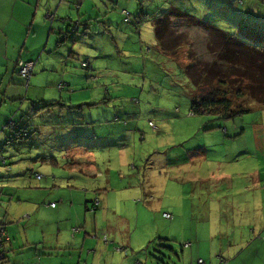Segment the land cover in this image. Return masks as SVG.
I'll return each mask as SVG.
<instances>
[{
	"label": "rangeland",
	"instance_id": "374dc122",
	"mask_svg": "<svg viewBox=\"0 0 264 264\" xmlns=\"http://www.w3.org/2000/svg\"><path fill=\"white\" fill-rule=\"evenodd\" d=\"M134 1L139 4L137 7L120 6V11L122 9L129 10L135 16L141 12L140 9L145 13V16L148 15L147 20L142 24L141 34L146 40L144 46L146 49L151 47V52L154 50L152 40L156 41L155 20L174 9L186 15L188 13L202 23V26H193L189 24L190 21L184 23L179 18H173L176 22L186 24L178 27L175 25L172 29L179 35V37L177 36L178 40L190 43L192 51H199L197 54L204 52L202 45L210 40L207 37L204 23L206 26L212 27L210 28L212 37H215L214 28H217L224 32L222 33L223 38L230 35L251 45H256L257 42L261 43L264 39L263 27L256 26L255 29H251V33H248L247 26L242 24L251 15L258 17L254 23L264 24V19L260 20L262 15L257 14L264 0ZM157 12L158 15H156ZM243 12H250L249 16L246 17L245 14H242ZM96 18L99 23L95 21ZM114 18L111 24L105 25L100 23L102 18L100 13H97L87 23L89 25L88 35L76 36V42L82 43L81 49L84 47L100 51L103 54L101 60L105 61L108 66L107 71L96 70L93 72V70L89 71L83 68L81 66L83 54L81 53L76 61L69 60L70 62L68 59L66 61L68 50L55 55L57 62L61 61V58H65L55 69L58 75H64V81L61 80L60 83L68 82L65 76L69 71H76L85 76L87 84L85 95L87 97L98 96V99L102 100V104L85 106L80 113L70 109H65L62 112L59 106L53 110V105L45 106V103L50 101L53 96L62 95L64 96L63 101L67 102L69 99L65 95H73L83 89L73 87L74 92L65 91L60 94L56 87L57 84H54L55 91L52 86L49 88L40 87L37 90L38 93L33 95L38 68H36L28 87L25 79L21 76L24 80L22 83L23 96L26 97L30 86L31 90L23 109L20 107L17 111L19 113L14 118L17 123L32 125L35 134L31 139L23 142L27 146L21 148L19 145L23 143H15L4 147L5 151L2 154L10 163L12 160L15 162L17 160L18 162L24 161L25 168L20 174H26V186L39 189L48 188V190H40L38 194L39 206L42 207L41 212H44L42 217L47 226L52 225L53 227V232L48 238L52 240L57 238V224L60 223L54 222L53 212L47 210L52 209L51 206H48L49 203L56 202V191L47 183V175L53 174V171L50 170L55 167L49 162L50 156H60L61 153L66 155L64 147L71 145L74 137L81 136L85 139L82 140L83 143L87 144L90 142L91 136L90 133L85 134L82 124L65 125L61 120L76 115L85 117L90 122L117 112L127 114L123 118L132 120L130 127L133 131L128 134L125 142L120 143L116 149H110L111 154L107 152L104 159L100 160L101 164L99 165L103 169L104 177L98 176L96 179L113 180L112 186L116 183L114 186V188L118 187L116 195L119 194L117 196L123 200V214L120 210L118 215L106 213L103 211L105 207L101 204L96 213L86 212V226H84V221L82 222L83 216L81 221L73 223V227H84L91 235L94 232L106 231L110 240L120 246L126 242H128L127 246H130L129 240L134 235L132 243H144V247L149 252L148 256L160 258V253L167 255L163 248L166 249L165 246L169 244L166 240L168 236H171L174 244L179 245L181 242L175 238L177 235L175 229L171 234L165 233L166 225L176 224L179 234L183 237L188 236L192 228L196 226H213L222 229L226 234H232L234 236L232 244L238 246L239 251H241L239 245L245 243L249 245L247 255H261L264 251V105L258 102L250 103V112L235 115L234 118L221 119L210 114L202 116L205 117L204 119L197 116L195 121L181 120L180 118L193 117L187 116V114H191L189 112L192 110L193 98L195 99L196 95L199 94L205 99H210V91H212L211 87L193 90L191 81L181 69L186 67L184 65L188 62L187 57L192 52L188 48H183L180 54L177 52V54H170L172 56L166 60L154 61L152 74H150L149 70H145V67L149 69L148 62L150 60L147 59L146 51L132 50L127 53V48H122L121 44H117L114 39L117 31L127 34L132 31L136 32V29L132 24L125 23L120 14ZM84 21H86L85 17ZM138 40V36H132L129 48H132ZM66 49L67 47L64 45L63 50ZM88 57L92 62L96 59L93 55ZM201 58L213 60L216 55L213 58L210 56ZM39 64L37 65L39 66ZM91 74L97 77L95 81L90 79ZM249 81H242L234 93L238 94L243 91L246 94ZM92 90H95L96 93L92 94ZM190 92L193 98L188 96ZM253 93L257 94L255 91ZM231 99L234 100L233 104L239 103V107L242 106L243 99L237 97L236 94L231 96ZM51 119L57 120L56 123H47ZM78 119L80 120V118ZM86 120L85 122H88ZM149 121H153L156 127H160V131H154L149 126ZM200 125L203 127L209 125L211 133L205 135L203 132L199 136L195 135L193 130ZM225 129L233 131L227 134ZM142 135L145 136L144 139L141 137ZM38 137H40L39 141H37ZM58 138L61 144L55 147ZM184 138L185 140H183ZM104 142V146L115 145V142L111 140H104ZM97 152L98 157L101 156V152ZM2 154H0V158ZM56 159L60 162V158ZM110 159L113 160V165L109 162ZM132 163L135 164L136 169L130 167ZM63 167L60 164L59 170L62 171ZM15 168L12 164V169L15 170ZM108 169L112 170L111 174L108 173ZM37 174L42 175L43 179L39 180L36 177ZM55 174L58 175L56 172ZM121 177L123 178L121 179ZM148 180L152 181L150 183L155 186L157 191L154 195L156 206L151 208V213L142 212L138 217V205H148L145 199L147 192L145 187L149 183ZM87 188L90 190V187ZM105 188L95 192L96 189H93L89 195L93 193L97 196L101 193L106 194V191H112V187ZM155 188L151 191H155ZM123 192H126L124 198L121 196ZM48 194L51 197L49 201L45 199ZM138 198L139 202H137ZM56 204L59 205L58 202ZM91 204L90 202L89 206ZM164 212L173 214L174 220L170 221L164 218ZM13 221L18 222V219ZM31 223L34 226L38 224L35 223V220ZM110 226L113 228V232L108 230ZM258 234L260 237L253 240ZM28 239L30 245L33 246L32 253L18 252L17 262L19 264H38L40 254L36 253V245L43 242V235H38L36 231H33ZM131 248L135 250L132 246ZM178 250L181 251V249ZM47 256H51V254ZM61 256L65 259L59 260L58 263L69 264L66 261L69 255L61 251ZM163 260L165 264L178 262L171 259V254H168ZM153 261L154 259L151 263ZM52 264H56V262L54 261Z\"/></svg>",
	"mask_w": 264,
	"mask_h": 264
},
{
	"label": "crops",
	"instance_id": "0c3cea01",
	"mask_svg": "<svg viewBox=\"0 0 264 264\" xmlns=\"http://www.w3.org/2000/svg\"><path fill=\"white\" fill-rule=\"evenodd\" d=\"M114 1L115 0H0V107L2 105L0 108V147L5 144L6 138L13 135V131L9 130L10 128L6 126L9 118L13 115L16 116L19 113L17 111H19L18 109L20 107L23 109L25 102L29 99L28 95L31 90L30 86L26 97L23 96L24 88L22 83H24V80L18 72L17 63L20 61L28 62L33 60H38V63H40L39 66L36 65L34 68V73L36 72V68L38 69L34 81L35 89L32 91L33 95L38 93L37 90H39L40 87L49 88L52 86L54 90V84H57L56 87L58 88L61 80L64 81V75H58L55 69L58 68L65 58H61V61L57 62L55 55L64 53L67 50L68 58L66 57V61L67 59L68 62H70L69 60L76 61L81 54H83V56L93 55L96 58L93 62L91 61L93 63V72L96 70L102 72L107 71L108 66L105 61L101 60L103 54H101L100 51L90 50L84 47L81 49L80 46H82V43L76 42L77 37L73 40H67L61 43L60 34L68 29L71 23L76 21L75 23H79L80 25L79 21H81L83 25L80 27L78 35L87 36V30L89 29L87 23H89V20L93 19L97 13H100L102 18V22L100 23L107 25L108 23L111 24L114 16L117 17L120 14L122 17L120 6L137 7L139 5L134 0ZM139 11L143 12L140 9ZM156 15H158V12ZM83 16L86 18V21H84ZM133 28L136 29L134 25ZM115 29L114 27V30ZM135 35L139 37V40L133 44L132 48H129L130 40L132 36ZM114 39L117 41V44H121L122 48H127V53H130L132 50L146 51V54H148L147 59L150 60L148 62L149 69L145 67V70H149L150 74H152L154 61L166 60L169 58L164 56L160 49L159 51L157 50L158 47L156 46L155 39L152 40L154 50L151 52V47L146 49L144 46L146 40L141 34V29H136V32L132 31L127 34H121L117 31ZM64 45L67 47L66 50H63ZM83 58L84 57H82V59ZM65 79L68 80V82H66L68 88L63 92L69 90V92L72 93L74 92L73 87H80L83 90L73 95H65V97L69 99L67 102L63 101L64 96L62 95L53 96L51 100L47 102L55 103L52 109L59 106L62 112H64L65 109H70L80 113L85 106L102 104V100L98 99V96L92 95L91 97H87L85 95V86L87 84L84 75L71 70L67 73ZM90 79L95 81L97 77L91 74ZM70 89L73 91L71 92ZM95 93L96 91L92 90V94ZM68 104L74 107L66 106ZM125 115L127 114L114 112V114L110 116L101 117L99 118L100 120H91L90 122L86 120L85 117H77L76 115H71L68 118L65 117L66 120H61L65 125L74 126L82 124L85 134L90 133L91 136L89 138L90 142L87 144L83 143L82 140L85 139L81 138V136L74 137L73 143L64 147L66 155L61 153L60 156H50L51 160L49 162L55 167H52L50 170L53 171V174H50L53 175V177L47 175V183L56 191L55 198L59 205L57 204L55 208L47 210L53 212L54 222H60L57 224V238L55 240L48 238L53 232V227L52 225H46V221L42 217L44 212H41L42 207L39 206V191L48 190V188L39 189L28 187V185L26 186V174H20L25 168L24 161L21 160L18 162L17 160V162H15L12 160L13 168L16 167L15 170L12 169L10 173H7L10 174L7 176L8 178L0 176V224L7 225V231L11 239L6 251L7 264H19L17 262L18 252H25L27 254L32 253L33 246L30 245V240L28 238L33 231H36L38 235H43V242H39L36 245V253L38 255L40 254V256H38V264H52L54 261L56 264H61L58 263V261L65 259V257L61 256V251L69 255L66 259L69 264H157L154 256H148L149 252L144 247V243H132L134 235L129 240V245L135 250L127 246L128 242L124 243L123 246H117L116 242L112 240L110 243L92 240L84 227L85 232L76 235L74 238L72 237L71 229L73 228V223L75 221H81L84 216L82 222L84 221V226L87 225L86 212L90 211L88 208L89 203L97 197L105 207L103 211L106 213H116V215H118L117 213L120 210L121 214H123V200L121 197L117 196L119 194L116 195L118 190V187L114 188L116 183L112 186L113 180H99L96 178H98V176L104 177L103 169L99 165L101 164L100 160L102 161L104 159L103 157L107 152L111 154V151H109L110 149H116L120 143L125 142L128 134L133 131L132 127H130L132 120L124 119L123 117ZM78 118H80V120ZM201 118L204 119L203 117ZM180 119L182 120L184 118ZM85 120L88 122H85ZM56 121L55 119H51L47 123L55 124ZM4 126H6L4 131H1ZM202 127V125L195 127V130H193L195 135L199 136L200 133L203 132L205 135L211 133L210 130L203 131ZM230 131L233 130L228 129L226 133L228 134ZM118 133L123 135H119ZM141 137L143 139L145 138L144 135ZM39 140L40 137L37 138V141ZM104 140H111L115 142V145L104 146ZM183 140H185V138ZM56 142L57 144L55 147L61 144L59 138L56 139ZM19 146L23 148L27 146V144L23 143ZM97 151L101 152V156L98 157ZM56 158H60V162ZM88 158L89 160H87ZM109 162L113 165L112 159H110ZM60 164L64 166L62 171L59 170ZM130 167H132V169L136 168L134 163L130 164ZM0 171L6 175L7 171L4 167H0ZM54 171L58 173V175H56ZM108 173L111 174L112 170L108 169ZM122 178L123 177H121V179ZM148 182L147 187H145L147 190L145 199L148 205H138V217L142 212H152L151 208L156 206L154 204L156 200L154 195H156L157 191L155 186L150 183L152 181L148 180ZM87 187H90V190ZM103 187H106L105 189L112 187V191H106V194L101 193L97 196L93 193L89 195V192L93 189H96L94 190L95 192L100 191L98 189ZM140 188H143V186H140ZM153 188H155V191H151ZM125 193L126 192L121 193V196L123 197ZM45 197L48 201L51 199L49 194ZM56 202L52 201L51 203ZM69 213L74 216H71ZM12 219H18V222ZM34 220L35 223H38L36 226L31 223ZM212 227L213 226H196L192 228L188 236L183 237L179 234L176 224L170 223L166 225L165 233L171 234L173 229L176 230L177 235L175 238L179 239L181 242L179 245H175L177 251L183 248L182 256L185 255L184 264H199V259H203L205 264H264V251L261 255L249 256L247 255L249 245L245 243L240 244L239 247L241 251H239L238 246L232 244V237H234L232 234H226L223 230L214 227L216 232H221L222 234L221 241H217ZM108 230L113 232L111 226ZM253 231L255 233L254 229ZM259 235L260 234H258L257 237ZM256 239L255 237L253 240ZM188 241L192 243L191 246L186 245ZM118 248L122 249L119 250ZM126 248L129 250L126 251ZM50 254L51 256H47ZM153 259L154 261L151 263Z\"/></svg>",
	"mask_w": 264,
	"mask_h": 264
},
{
	"label": "trees",
	"instance_id": "16d2710c",
	"mask_svg": "<svg viewBox=\"0 0 264 264\" xmlns=\"http://www.w3.org/2000/svg\"><path fill=\"white\" fill-rule=\"evenodd\" d=\"M121 10V14L124 21V14ZM129 11V10H128ZM143 13V12H142ZM250 13V12H249ZM249 13H242L245 14L246 17L249 16ZM179 11V10H171L170 12H167L162 17L155 20V36H156V46L158 47L157 50H161L164 56L170 57L172 55L170 54H180L183 48L190 49V52H192L191 55H188L186 64L184 68H181L185 74L188 76L189 80L192 83L193 90L199 89V88H205V87H211V97L210 99H205L202 95H196L195 99L197 102H195V99L192 97L191 92L188 95L190 98H193V105L192 110L189 112L191 114H187V116H193V117H187L184 119L195 121L197 116H209L216 115L218 118H234L235 115H241L250 112V103L258 102L259 104L264 105V39L262 42H257L256 45H251L246 43L245 41H239L237 38L228 35V37L223 38L222 31H220L217 28H214L216 31L215 37H212V31L209 26H206L204 23V27L207 31V37L210 38V40H207V43H203L202 47L204 48L202 51H204L201 54L199 51H192V45L190 43L180 42L178 40L179 35H177L172 29L178 26H184L186 24V21H190L191 25L193 26H202V23L194 19L191 15H187ZM257 14H261V19H264V1L262 2V7L260 11ZM145 16V13L141 15V17L137 15L134 16L132 14L133 20L131 22H125L128 24H132L136 27L137 30H140L142 27V24L147 20L143 17ZM173 18H179L180 21H183L182 24L179 22L174 21ZM257 16L249 17L243 25L247 26V32L251 33V29L256 26H261L264 28V24L258 25V23H254L255 20H257ZM91 21V19L89 20ZM95 21L99 23L98 19L96 18ZM76 22V21H75ZM71 23L69 25V28L65 31L61 32L60 34V42L64 43L67 40H73L75 39L76 35L79 33L80 27L83 25L80 22V25L76 31H73V27L75 24L79 23ZM177 23V24H176ZM52 24V23H51ZM262 29V28H261ZM264 30V29H262ZM211 31V32H210ZM255 33V32H253ZM252 33V34H253ZM260 34V32H258ZM178 36V37H177ZM154 49V48H153ZM152 50V48L150 49ZM216 55V58L213 60H208L201 57H211L213 58ZM88 57V56H83ZM83 58V59H84ZM90 60L91 70L93 68L92 62L90 57H88ZM82 59V60H83ZM35 62V66L38 64V60H33ZM211 61V63H209ZM82 66V61H81ZM84 68V67H83ZM34 73V70H33ZM250 80L249 85L247 86V92L241 91L240 93H234V91L242 84V81ZM64 84V88L61 89L60 85ZM30 85V83H29ZM29 85L26 84L28 87ZM68 86L66 83H60L58 85V89L60 92H63L66 90ZM231 90V91H230ZM69 91V90H67ZM72 92L73 90L70 89ZM253 91L257 92L255 95ZM234 94H236L237 97H240L243 99L242 106L239 107V103L233 104L234 100L231 99V96L233 97ZM216 95V98H215ZM55 105L54 103H45V106H52ZM66 106L74 107L71 104H68ZM15 115L11 116L8 120L7 127L10 128L9 130L13 131V135L6 138L5 144L0 147V154H2L5 151L6 146L13 145L15 143L21 144L25 140L31 139L32 135L35 134V129L32 125L26 124V123H17L15 121ZM199 117L200 119H202ZM205 118V117H203ZM154 125V126H153ZM1 131H4L5 127ZM149 126L156 132L160 131V127H157L155 129V123L153 121H149ZM205 127V126H204ZM202 127L203 131H209L210 129L208 126ZM211 128V127H210ZM226 132H228V129H225ZM225 132V133H226ZM3 156V154L1 155ZM4 157V156H3ZM0 167H4V169L11 168V170H6V175L3 174L0 171V176L4 178H8L10 173L12 171V162L10 163L7 158L4 157V160H0ZM136 169V168H134ZM38 175L41 176V178H38ZM261 176V175H260ZM36 177L41 180L43 179V176L40 174H37ZM53 177V175L51 176ZM140 200L138 199L137 202ZM90 202V201H89ZM91 205L88 207L91 212L96 213L100 207H101V201L97 197L93 201H91ZM48 206H51V208H55L57 206L56 203H49ZM151 213V212H149ZM163 217L166 219H169L170 221L174 220V215L169 212H164ZM96 228V227H95ZM0 229H3L6 234L9 237V242L11 241L9 233L7 231V225L6 224H0ZM217 229V228H216ZM72 237L74 238L76 235L85 232L83 227L75 226L72 229ZM222 230V229H221ZM1 231V230H0ZM212 231L214 232L215 239L217 241H221L222 234L221 232H216L215 228L212 227ZM216 232V234H215ZM92 240H99L102 243H110L112 242L109 238V235L106 231L101 232H94V234L88 235ZM260 235L256 238L258 239ZM160 240H164L163 238H159ZM171 236H168L166 239L169 244L163 250H165L168 254H171V259H174L175 261H178L175 264H184L185 261V255L182 256V249L181 251H177L176 245L171 240ZM8 242V244H9ZM7 244V246H8ZM191 242L188 241L186 245L191 246ZM117 245V244H116ZM6 246V251H7ZM119 246V245H117ZM123 248V247H122ZM122 248H118L121 250ZM130 249L131 246H130ZM129 249L126 248V251ZM6 254V252H5ZM161 257L157 258L154 256L155 261L157 264H165V261L163 260L167 255H164L160 253ZM7 258V255H6ZM221 258V257H220ZM184 259V260H183ZM202 261V262H200ZM199 264H205V261L203 259H199Z\"/></svg>",
	"mask_w": 264,
	"mask_h": 264
},
{
	"label": "built area",
	"instance_id": "2783aa9c",
	"mask_svg": "<svg viewBox=\"0 0 264 264\" xmlns=\"http://www.w3.org/2000/svg\"><path fill=\"white\" fill-rule=\"evenodd\" d=\"M124 14V21L125 22H131L133 20L132 18V14L127 11V10H123L122 11ZM143 13L139 12L138 16L141 17ZM53 15V14H52ZM50 18V15H49ZM52 18V16H51ZM144 19H146L147 17L144 16ZM79 27V24H75V26L73 27V31H76ZM18 68H19V73L20 75L25 79L26 84L29 85L31 77L33 75V70H34V66H35V62L34 61H20L17 63ZM82 67L87 68V69H91V65H90V60L88 57H85L82 60ZM61 89L64 88V84L60 85ZM154 126V125H153ZM155 129H157V127L155 126ZM0 160H4V157L2 156L0 158ZM134 168V167H133ZM11 170V168L6 169ZM38 178H41V176L38 175ZM0 264H6L7 263V258H6V246L9 242V237L6 234V232L3 229H0ZM202 262V261H200Z\"/></svg>",
	"mask_w": 264,
	"mask_h": 264
},
{
	"label": "water",
	"instance_id": "95a60500",
	"mask_svg": "<svg viewBox=\"0 0 264 264\" xmlns=\"http://www.w3.org/2000/svg\"><path fill=\"white\" fill-rule=\"evenodd\" d=\"M195 102H196V99H195Z\"/></svg>",
	"mask_w": 264,
	"mask_h": 264
}]
</instances>
